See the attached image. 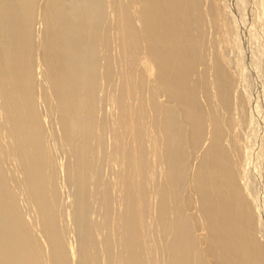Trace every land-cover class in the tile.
<instances>
[{
    "label": "bare ground",
    "instance_id": "6f19581e",
    "mask_svg": "<svg viewBox=\"0 0 264 264\" xmlns=\"http://www.w3.org/2000/svg\"><path fill=\"white\" fill-rule=\"evenodd\" d=\"M0 264H264V0H0Z\"/></svg>",
    "mask_w": 264,
    "mask_h": 264
},
{
    "label": "rangeland",
    "instance_id": "374dc122",
    "mask_svg": "<svg viewBox=\"0 0 264 264\" xmlns=\"http://www.w3.org/2000/svg\"><path fill=\"white\" fill-rule=\"evenodd\" d=\"M245 51H247V48L245 47ZM252 73V72H251Z\"/></svg>",
    "mask_w": 264,
    "mask_h": 264
}]
</instances>
